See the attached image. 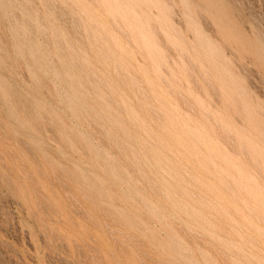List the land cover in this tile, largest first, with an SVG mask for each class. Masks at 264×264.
Returning a JSON list of instances; mask_svg holds the SVG:
<instances>
[{"label":"rangeland","instance_id":"374dc122","mask_svg":"<svg viewBox=\"0 0 264 264\" xmlns=\"http://www.w3.org/2000/svg\"><path fill=\"white\" fill-rule=\"evenodd\" d=\"M152 1L0 0V264H264V0Z\"/></svg>","mask_w":264,"mask_h":264},{"label":"bare ground","instance_id":"6f19581e","mask_svg":"<svg viewBox=\"0 0 264 264\" xmlns=\"http://www.w3.org/2000/svg\"><path fill=\"white\" fill-rule=\"evenodd\" d=\"M132 1H133V0H132ZM153 1H154V0H153ZM153 1H152V3H153ZM104 2H105V1H104ZM104 2H103V7H104V4H105ZM142 2H143V1H142ZM145 2H146V1H145ZM150 2H151V1H150ZM134 3H135V2H134ZM152 3H149V5H151ZM100 4H101V2H100ZM137 4H140V3H137ZM143 4H144V3H143ZM101 5H102V4H101ZM134 5H135V4H134ZM134 5H132V6H134ZM153 5H154V3H153ZM139 6H140V5H139ZM146 6L149 7L148 5H146ZM135 7H136V6H135ZM135 7H134V8H135ZM140 7H141V6H140ZM150 7H151V6H150ZM155 7H156V6H155ZM145 8H146V7H145ZM107 9H109V8H107ZM103 11H104V10H103ZM105 12H106V11H105ZM111 13H112V12H111ZM113 13H114V12H113ZM108 16H110V14H109ZM111 16H112V15H111ZM113 16H114V15H113ZM111 18H112V17H111ZM133 18H134V17H133ZM118 24H119V23H118ZM198 42H199V41H198ZM148 43H150V42H148ZM145 45H146V44H145ZM146 47H147V46H146ZM149 47H150V46H149ZM150 48H151V47H150ZM150 48H149V49H150ZM147 49H148V48H147ZM151 49H152V48H151ZM208 51H209V50H208ZM213 51H214V50H213ZM255 51H256V50H255ZM206 52H207V51H206ZM260 53H261V52H260ZM212 54H215V53L213 52ZM155 57H156V56H155ZM158 57H159V56H158ZM198 57H199V56H198ZM212 57H213V56H212ZM263 57H264V56H263ZM263 57H262V58H263ZM153 59H154V58H153ZM157 59H158V58H157ZM211 59H212V58H211ZM257 60H259V59H257ZM261 61H262V59H261ZM261 61H260V62H261ZM219 64H221V63H219ZM216 66H217V65H216ZM223 66H224V65H223ZM225 67H226V66H225ZM207 68H208V67H207ZM205 69H206V68H205ZM209 69H210V68H209ZM209 69H207V70H209ZM218 69H219V68H218ZM203 70H204V69H203ZM210 70H211V69H210ZM214 70H215V69H213V71H212L211 73H214V72H215ZM226 70H227V68H226ZM226 70H223V71L225 72ZM204 71H205V70H204ZM221 71H222V70H221ZM208 72H210V71H208ZM208 72H207V73H208ZM218 72H220V69H219ZM227 72H228V70H227ZM215 73H217V72H215ZM220 74H222V72H221ZM223 74H224V73H223ZM223 74H222V75H223ZM229 74H230V72H229ZM210 75H214V74H210ZM218 75H219V74H218ZM222 75H221V76H222ZM224 75L226 76V74H224ZM231 75H232V74H231ZM231 75H228V76H231ZM203 76H205V75L203 74ZM221 76H220V80H221ZM208 77H209V73H208ZM213 77H214V76H213ZM217 77L219 78V76H217ZM226 77H227V76H226ZM226 77H225V78H226ZM231 77H232V76H231ZM209 78H210V77H209ZM233 78L235 79L234 76H233ZM203 79H204V78H203ZM205 79H206V78H205ZM205 79H204V80H205ZM210 79H211V78H210ZM215 79H216V78H215ZM227 79H228V78H227ZM229 79H230L231 82H232L233 79H231V78H229ZM206 81H207V80H206ZM206 81H205V82H206ZM223 81L225 82L224 79H223ZM223 81L221 80V81H219V82H222V83H223ZM211 82H212V81H211ZM229 82H230V81H229ZM231 82H230V84H231ZM206 83H207V82H206ZM226 83H227V82H226ZM226 83H225V84H226ZM213 84H214V83H213ZM213 84H212V86H213ZM219 84H220V83H219ZM227 84H228V83H227ZM234 84H235V83H234ZM217 85H218V84H217ZM221 85H222V84H221ZM212 86H211V87H212ZM215 87H216V86H215ZM218 87H219V86H217V88H218ZM227 87H228V85H227ZM228 88H229V87H228ZM235 88H236V87H235ZM215 89H216V88H215ZM223 89H224V87H223ZM229 89H230V88H229ZM237 89H238V88H236L235 91H238ZM239 89H240V88H239ZM241 89H242V87H241ZM241 89L239 90V92H240V91H241V92L243 91V90H241ZM217 90H218V89H217ZM220 91H221V88H220ZM223 91H224V90H223ZM228 91H230V90H228ZM231 92H232V91H231ZM239 92H238V94H241V93H239ZM232 93H233V92H232ZM242 93H243V92H242ZM244 93H245V92H244ZM244 93H243V94H244ZM222 94H223V93H222ZM238 94H236L237 97L240 96V95L238 96ZM241 95H242V94H241ZM224 96H225V95H224ZM232 97L235 98V95H232ZM237 97H236V98H237ZM246 97H247V95H246ZM222 98H223V97H222ZM239 98H240V97H239ZM229 99H230V97H229ZM224 100H225V99H224ZM235 100L237 101V99H235ZM247 100H248V99H247ZM247 100H246V101H247ZM227 101H228V100H227ZM244 102H245V101H244ZM238 103H239V102L237 101V105H239ZM231 105H232V104H231ZM248 105H251V104H248ZM233 106H234V104H233ZM236 107H237V106H236ZM239 107H240V106H238L237 108H239ZM246 107H247V106H245V108H246ZM255 107H258V106H255ZM240 109H241V108H240ZM240 109H239V110H240ZM259 110H260V109H259ZM255 112H257V111L255 110ZM243 114H244V113H243ZM260 115H261V114H260ZM238 117L241 118V115L238 116ZM260 118H261V117H260ZM244 120H245V119H244ZM245 121H246V120H245ZM242 123H243V122H242ZM247 123H248V122H247ZM173 125H174V124H173ZM247 125H248V124H247ZM248 126H249V125H248ZM263 127H264V126H263ZM172 128H174V127H172ZM226 128H227V127H226ZM245 128H246V127H245ZM263 129H264V128H263ZM224 130H225V129H224ZM243 130H244V128H243ZM185 131H186V130H184V132H185ZM187 132H188V131H187ZM189 133H190V131H189ZM186 134H187V133H186ZM239 134L241 135V133H239ZM188 135H189V134H187L186 136H188ZM226 135H227V134H226ZM240 135H239V136H240ZM168 136H169V135H168ZM186 136H185L184 138H186ZM189 136L191 137V135H189ZM232 136H233V135H232ZM232 136H229V137H231V139H232ZM241 136H243V135H241ZM241 136H240V137H241ZM190 137H188V138H190ZM234 137H235V136H234ZM240 137H239V138H240ZM260 137H261V136H260ZM172 138H173V134H172ZM172 138H171V139H172ZM178 138H179V137H177V140H176V138H175V140L178 141ZM182 138H183V137H182ZM188 138H187L186 141H188ZM192 138H193V137H192ZM192 138H190V139H192ZM167 139H168V137H167ZM171 139H170V140H171ZM184 140H185V139H184ZM232 140H235V139H232ZM240 140H241V138H240ZM240 140H239V141H240ZM242 140H243V137H242ZM181 141H182V140H181ZM193 141H194V140H193ZM251 141H252V140H251ZM172 142H173V141H172ZM179 142H180V139H179ZM179 142H178V143H179ZM182 142H183V141H182ZM233 142H234V141H233ZM184 143H186V142H184ZM195 143H196V142H195ZM246 143H247V140H246ZM176 144H177V143H176ZM180 144H181V142H180ZM236 144H237V143H236ZM239 144H240V143H239ZM247 144H248V143H247ZM253 144H254V143H253ZM181 145H182V144H181ZM190 145H191V144H190ZM193 145H194V144H193ZM193 145H192L191 147H193ZM196 145H197V143H196ZM240 145H241V144H240ZM242 145H243V143H242ZM186 146H187V145H186ZM198 146H199V145H198ZM252 146H253V145H252ZM255 146H256V145H255ZM196 147H197V146H196ZM257 147H258V146H257ZM237 148H238V147H237ZM253 148H254V146H253ZM253 148H252V149H253ZM158 149H159V148H158ZM162 149H163V148H162ZM183 149H184V148H183ZM186 149H189V148H186ZM186 149H185V150H186ZM190 149H192V148H190ZM204 149H205V148H204ZM208 149L211 150V151L209 150L210 152H213V151H212L213 149H211V148H209V147H208ZM208 149H207V150H208ZM239 149H240V148H239ZM243 149H245L244 146H243ZM250 149H251V148H250ZM241 150H242V149H241ZM186 151H187V150H186ZM186 151H185V152H186ZM205 151H206V150H205ZM209 151H207V152H205V153H208ZM243 151H244V150H243ZM245 151H246V150H245ZM256 151H257V150H256ZM256 151H255V152H256ZM210 152H209V158H212V157L210 156L212 153L210 154ZM215 152H216V151H215ZM251 152H252V150H251ZM255 152H254V154H256ZM159 153H160V152H159ZM192 153H193V152H192ZM214 154H215V153H214ZM246 154H247V153H246ZM249 154H250V153H249V151H248V154H247V155H249ZM252 154H253V153H252ZM254 154H253V155H254ZM207 155H208V154H207ZM217 155H219V154H217ZM243 155H244V154H243ZM247 155H246V156H247ZM215 156H216V154H215ZM202 157H203V156H202ZM218 157H222L221 154H220V156H218ZM214 158H215V157H214ZM222 158H223V157H222ZM222 158H220V159H222ZM201 159H202V158H201ZM220 159L218 158L219 161H220ZM256 159H257V157H256ZM204 160H206V159L204 158ZM258 160H260V159H258ZM216 161H217V160H216ZM221 161L224 162L223 159H222ZM221 161H220V162H221ZM198 162H199V161H198ZM217 162H218V161H217ZM251 162H252V161H251ZM199 163H200V162H199ZM201 163H202V162H201ZM205 163H206V162H205ZM205 163H202V164L204 165ZM207 163H208V161H207ZM218 163H219V162H218ZM225 163H226V164H229V163H227V162H225ZM225 163H223V164H225ZM210 164H212V163H210ZM219 164H220V163H219ZM221 164H222V162H221ZM232 165H233V164H232ZM254 165H256L255 162H254ZM161 166L164 167L163 164H162ZM205 166H208V165H204V169H205ZM212 166H214V165H212ZM212 166H211V168H212ZM220 166H222V167L224 166V167H225V166H227V165H220ZM258 167H259V166H258ZM215 168H216V167H215ZM217 168H218V167H217ZM226 168H228V167H226ZM204 169H203V172H204ZM206 169H209V168L206 167ZM228 169H229V168H228ZM230 169H233V168H231V166H230ZM262 169H263V168H262ZM216 170H217L216 172L218 173V169H216ZM219 170H221L220 167H219ZM224 170H225V168H224ZM213 171H214V170H213ZM225 171H227V169H226ZM228 171H229V170H228ZM220 172H221V171H220ZM222 172H223V170H222ZM222 172H221V173H222ZM236 172H237V171H236ZM212 173H213V172H212ZM233 173H234V172H233ZM205 174H206V173H205ZM208 174L211 176L210 173H208ZM234 174H235V173H234ZM234 174H233L232 176H234ZM236 174H237V173H236ZM239 174L242 175L240 172H239ZM239 174H238V175H239ZM218 175H219V173H218ZM218 175H217V176H218ZM223 175H225V174H222V176H223ZM240 175H239V176H240ZM219 176H220V175H219ZM222 176H220V177L222 178ZM225 176H226V175H225ZM239 176H238V177H239ZM242 176L245 177V176H244V173H243ZM228 177H229V176H228ZM235 177H236V179L238 180L237 175H235ZM235 177H234V178H235ZM240 177H241V176H240ZM243 177H241V178L243 179ZM234 178H233L232 180H234ZM225 179H226V178H225ZM236 179H235V180H236ZM242 179L240 180V178H239L240 182L242 181ZM245 179H246V178H245ZM223 180H224V179H223ZM219 181H220V178H219ZM226 181H227V180H226ZM244 181H245V180H244ZM244 181H243V182H244ZM224 182H225V180H224ZM232 182H234V181H232ZM236 182H237V181H236ZM247 182H248V181H247ZM220 183H221V182H220ZM222 183H223V182H222ZM228 183H229V182H227L226 184H228ZM245 183H246V182H245ZM245 183H244L243 185H249V184H245ZM177 184H178V182L176 183V185H177ZM241 184H242V183H241ZM178 185H179V184H178ZM230 185H231V184H230ZM228 186H229V185H228ZM232 187H233V186H232ZM235 187H236V188H237V187L239 188V186H235ZM235 187H234V188H235ZM244 187H245V186H244ZM245 188H247V187H245ZM249 188H250V187H249ZM243 189H244L243 186H242V190H241V187H240V191H243ZM250 189H251V188H250ZM252 189H253V188H252ZM228 190H229V189H228ZM230 190H231V187H230ZM236 190H237V189H236ZM245 190H246V189H244V192H245ZM226 191H227V189H226ZM232 191H233V190H232ZM234 191H235V190H234ZM227 192H228V191H227ZM244 192H243V193H244ZM248 192H250V191H248ZM248 192L246 191L247 194H248ZM251 192H252V191H251ZM254 192H255V191H254ZM234 193H236V192H234ZM237 193H238V191H237ZM237 193H236V194H237ZM239 193H240V192H239ZM232 194H233V193H232ZM249 194H250V193H249ZM249 194H248V197H251V196H249ZM251 194L253 195V192H252ZM191 196H192V195H191ZM237 196H239V195H237ZM240 196H241V195H240ZM240 198H241V197H240ZM244 198H245L244 200H246V197H244ZM253 198H254V196H253ZM238 199H239V198H238ZM250 199H251V198H250ZM239 200H240V199H239ZM239 200H238V201H239ZM254 201H256V198H254ZM258 201H259V200H258ZM248 202H249V201H248ZM238 203H239V202H238ZM250 203H251V202H249L248 204L250 205ZM261 203H262V202H260V204H261ZM249 205H248V207H249ZM252 205H253V204H252ZM240 206H241V204H240ZM245 206H246V205H245ZM250 206H251V205H250ZM253 206H254V205H253ZM248 207H247V208H248ZM258 207H259V206H258ZM243 208H244V207H243ZM256 209H257V208H256ZM259 209H260V208H259ZM241 210H242V209H241ZM245 210H246V209H245ZM246 211H250V210H246ZM246 211H244V212H246ZM252 211H253V210H252ZM259 211H260V210H259ZM260 212H262V211H260ZM263 213H264V211H263ZM263 213H262V215H263L262 218L260 217L261 219H263V217H264V214H263ZM239 214H240V213H239ZM242 214H243V213H242ZM244 214H246V213H244ZM244 214H243V215H244ZM253 214H254V213H252V215H253ZM256 214H257V213H256ZM252 215H251V212H250V216H251V218L254 217V216H252ZM258 215H259V214H258ZM258 215H257V216H258ZM259 216H260V215H259ZM255 217H256V215H255ZM246 219H247V218H246ZM246 219H245V221H246ZM256 219H258V218L256 217ZM261 219H260V220H261ZM248 220H249V219H247V221H248ZM252 220H254V219H252ZM263 220H264V219H263ZM254 221H255V220H254ZM256 221H257V220H256ZM247 223H248V222H247ZM259 223H260V221H259ZM263 223H264V221H263ZM263 223H262V224H263ZM257 232H258V231L256 230V233H257ZM257 234H259V233H257ZM258 236H260V235H258ZM263 236H264V235H263ZM261 237H262V236H261ZM262 239H264V237H263Z\"/></svg>","mask_w":264,"mask_h":264}]
</instances>
